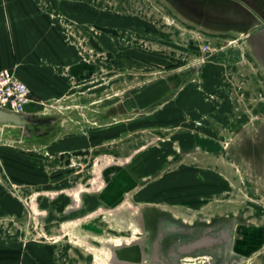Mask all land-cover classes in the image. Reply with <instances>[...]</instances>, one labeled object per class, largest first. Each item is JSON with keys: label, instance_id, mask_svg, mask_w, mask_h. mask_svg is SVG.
Masks as SVG:
<instances>
[{"label": "rangeland", "instance_id": "rangeland-1", "mask_svg": "<svg viewBox=\"0 0 264 264\" xmlns=\"http://www.w3.org/2000/svg\"><path fill=\"white\" fill-rule=\"evenodd\" d=\"M242 1L252 11L224 19L193 0H37L89 72L77 82L63 68V98L0 120V187L23 206L15 233L53 244L58 264H264V162L251 154L264 125V0ZM39 170L50 183L13 180ZM122 174L131 185L106 203ZM194 228L205 235L186 243L200 251L181 254L179 231Z\"/></svg>", "mask_w": 264, "mask_h": 264}, {"label": "crops", "instance_id": "crops-1", "mask_svg": "<svg viewBox=\"0 0 264 264\" xmlns=\"http://www.w3.org/2000/svg\"><path fill=\"white\" fill-rule=\"evenodd\" d=\"M38 7L37 0H0V69L13 70L30 88L31 101L26 106V114L40 111L39 102L60 100L69 92L70 80L63 68H69L77 82L89 72V65L73 63V50L58 43L49 17ZM77 138L71 137L72 146ZM123 176L129 182H122ZM118 177L120 181L111 183L110 192L101 196L108 204L118 199L133 181L126 174ZM13 178L21 186L35 187L51 180L40 170L31 174L18 172ZM67 199V196L60 198L61 204L72 205L71 198ZM22 210L20 196L15 197L0 187V264H58L53 244L30 241L13 231L10 216L19 215Z\"/></svg>", "mask_w": 264, "mask_h": 264}, {"label": "flooded vegetation", "instance_id": "flooded-vegetation-1", "mask_svg": "<svg viewBox=\"0 0 264 264\" xmlns=\"http://www.w3.org/2000/svg\"><path fill=\"white\" fill-rule=\"evenodd\" d=\"M194 1V5L196 6V8L198 9V11L202 14H206V13H211L214 14L220 18H224V19H231L232 17V13H239V14H246L248 11H252L251 8L249 7V5L242 1V0H193ZM247 11V12H246ZM254 13V12H252ZM258 26V25H257ZM253 31L256 30V28L251 29ZM262 110H261V114L264 115V105H262ZM259 137L261 139H259V141L257 142L256 145H253V150H251V154L253 156L256 157V161L258 162V164L260 165V163L264 162V125H261L260 127V131H259ZM249 144V143H248ZM247 145V143H246ZM250 145V144H249ZM167 230L163 231L164 234L163 236L160 238L161 241L159 242L160 244L162 243V247L164 246V249L168 252L169 251V247H165V241H166V237L167 234L169 233H174L175 231H173V228L170 226L166 227ZM238 231L242 234L243 230L242 229H238ZM193 233L196 234V238H199L203 235H205V233L198 231L197 230H180L179 234L184 236V239L182 241V244L180 246V248L177 249L178 252H180L181 254L185 253V252H191L188 254H197L200 251V239L197 241V243H191V244H187L186 240H187V236L189 233ZM244 236L243 238H237L234 240V244H233V248H234V252L236 253V255H245L244 253L246 251H242L241 249V245H243L246 240H247V233H243ZM202 239V238H201ZM185 241V242H184ZM232 242V240H230ZM188 242V241H187ZM247 243V242H246ZM253 245V244H252ZM156 247H159V244L157 243L155 245Z\"/></svg>", "mask_w": 264, "mask_h": 264}, {"label": "built area", "instance_id": "built-area-1", "mask_svg": "<svg viewBox=\"0 0 264 264\" xmlns=\"http://www.w3.org/2000/svg\"><path fill=\"white\" fill-rule=\"evenodd\" d=\"M31 101L28 85L16 76L13 70L0 69V110L15 114H26V106Z\"/></svg>", "mask_w": 264, "mask_h": 264}, {"label": "water", "instance_id": "water-1", "mask_svg": "<svg viewBox=\"0 0 264 264\" xmlns=\"http://www.w3.org/2000/svg\"><path fill=\"white\" fill-rule=\"evenodd\" d=\"M0 120L20 122L21 118H20V115H15V114H11V113L0 110Z\"/></svg>", "mask_w": 264, "mask_h": 264}]
</instances>
